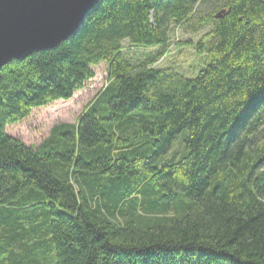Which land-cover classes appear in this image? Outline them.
Listing matches in <instances>:
<instances>
[{"label":"trees","instance_id":"trees-1","mask_svg":"<svg viewBox=\"0 0 264 264\" xmlns=\"http://www.w3.org/2000/svg\"><path fill=\"white\" fill-rule=\"evenodd\" d=\"M173 26L209 28L196 76L125 53L163 52ZM101 62L75 123L37 146L7 133ZM0 264H264V0H100L57 47L0 68Z\"/></svg>","mask_w":264,"mask_h":264},{"label":"rangeland","instance_id":"rangeland-1","mask_svg":"<svg viewBox=\"0 0 264 264\" xmlns=\"http://www.w3.org/2000/svg\"><path fill=\"white\" fill-rule=\"evenodd\" d=\"M202 29L196 33H187L182 27L173 26L170 32V46L163 52L160 47H144L132 45L127 40L124 42L125 53L133 62L144 61L161 52L154 66L161 68H172L185 76L193 77L209 64L206 53L199 54L195 43L208 31ZM192 41V44L177 45V41ZM95 77L88 81L84 88L75 92L68 100H59L50 105L33 109L30 116L23 121L8 126L6 131L29 146L39 145L50 133L52 127L58 123H75L85 106L96 96V94L107 84V64L101 62L94 67ZM181 137L175 142L173 151L181 147Z\"/></svg>","mask_w":264,"mask_h":264},{"label":"water","instance_id":"water-1","mask_svg":"<svg viewBox=\"0 0 264 264\" xmlns=\"http://www.w3.org/2000/svg\"><path fill=\"white\" fill-rule=\"evenodd\" d=\"M100 0H0V68L53 49L80 27ZM225 9L217 13L222 18Z\"/></svg>","mask_w":264,"mask_h":264}]
</instances>
